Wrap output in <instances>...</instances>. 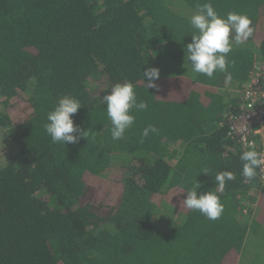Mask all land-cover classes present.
<instances>
[{"label":"trees","instance_id":"obj_1","mask_svg":"<svg viewBox=\"0 0 264 264\" xmlns=\"http://www.w3.org/2000/svg\"><path fill=\"white\" fill-rule=\"evenodd\" d=\"M206 2L0 0V126L15 147L0 166V264H245L247 225L264 224V185L242 176L250 149L226 136L222 112L233 100L222 88L264 58V0H210L255 28L212 78L192 71L186 49L197 31L189 18ZM151 67L155 88L143 79ZM126 81L148 108L133 110L134 124L113 140L102 98ZM63 95L81 102L74 125L91 130L66 145L44 128ZM148 125L158 132L143 138ZM225 170L236 178L219 190L214 177ZM196 180L198 194L217 192L219 219L183 206ZM256 187L259 223H244ZM162 209L171 222L160 223Z\"/></svg>","mask_w":264,"mask_h":264},{"label":"clouds","instance_id":"obj_2","mask_svg":"<svg viewBox=\"0 0 264 264\" xmlns=\"http://www.w3.org/2000/svg\"><path fill=\"white\" fill-rule=\"evenodd\" d=\"M192 28L196 33L192 35V42L188 43L187 59L192 71L212 78L217 71L227 73L228 54L234 45H241L254 36L255 28L251 18L245 13L230 11L226 16H221L212 3L197 4L194 13L189 18ZM159 69L151 67L143 72V79L147 78V88H155L154 81L159 78ZM226 79H231L228 73ZM102 103L107 105V117L111 122V136L113 140L124 138L125 132L135 122L133 110H146V101L137 100L135 85L131 81L117 82L112 85L108 94L102 98ZM81 107L78 98L72 95H63L58 99L54 108L47 115L44 125L46 133L53 143H77L81 137H88L91 130L82 131L74 125L73 115ZM156 133L155 125H148L142 132V137L149 133ZM242 161V176L248 180L254 179L257 168L264 165V154L258 153L254 148L240 154ZM203 173H209L205 170ZM216 186L223 190L227 181L234 180L235 174L231 171H221L215 175ZM201 184L196 182L187 190L183 206L186 209L199 211L209 220H217L224 211L217 192L207 191L198 194Z\"/></svg>","mask_w":264,"mask_h":264},{"label":"built area","instance_id":"obj_3","mask_svg":"<svg viewBox=\"0 0 264 264\" xmlns=\"http://www.w3.org/2000/svg\"><path fill=\"white\" fill-rule=\"evenodd\" d=\"M225 89L233 102L223 107L226 136L245 148L264 154V58L258 62L245 81L227 85ZM258 182L264 185V165L256 170ZM256 187L245 201V209H254L259 192ZM246 210L244 211L246 213Z\"/></svg>","mask_w":264,"mask_h":264},{"label":"crops","instance_id":"obj_4","mask_svg":"<svg viewBox=\"0 0 264 264\" xmlns=\"http://www.w3.org/2000/svg\"><path fill=\"white\" fill-rule=\"evenodd\" d=\"M261 212V205L259 201V196L257 197V204L254 209L251 210V215L248 214L249 218L243 215L240 218L244 223L257 222L259 218V213ZM246 221V222H245ZM244 252L242 254V259L245 264H260L264 259V224L255 226V229L247 225L246 243L244 244ZM239 257V258H241ZM260 262V263H259Z\"/></svg>","mask_w":264,"mask_h":264},{"label":"rangeland","instance_id":"obj_5","mask_svg":"<svg viewBox=\"0 0 264 264\" xmlns=\"http://www.w3.org/2000/svg\"><path fill=\"white\" fill-rule=\"evenodd\" d=\"M4 111L5 110L3 109V104H2L1 99H0V112H4ZM7 129L11 130L12 128L8 127ZM7 132H8V130L5 131L3 129V127L0 126V166L5 164L6 161H8V159H10L11 154H12L11 149L15 150V147L12 148V146H11L7 136H6ZM110 167H111V172L115 171L114 173H116L117 175L119 173H124L127 170V167L123 166L121 164L110 165ZM162 210H165V211L163 214H161V217H160V214L158 216L160 223H162L160 218L164 219L165 223L169 222V221L171 222V220H172L171 214L169 212L167 213L166 209H162Z\"/></svg>","mask_w":264,"mask_h":264}]
</instances>
